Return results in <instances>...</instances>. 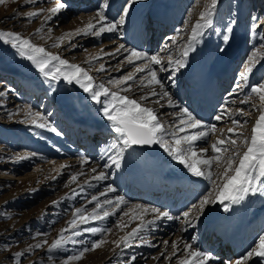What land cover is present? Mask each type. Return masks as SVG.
<instances>
[{
    "label": "rangeland",
    "instance_id": "rangeland-1",
    "mask_svg": "<svg viewBox=\"0 0 264 264\" xmlns=\"http://www.w3.org/2000/svg\"><path fill=\"white\" fill-rule=\"evenodd\" d=\"M165 1L173 6L176 18L174 25L172 27L167 25L168 30L164 29L161 33L160 29L153 30V27H150L149 20L154 17L157 5ZM58 2H64L67 7L51 19H46L49 15L47 9L54 7ZM102 3L103 0H36L35 3H27L26 0H3L0 3V31H13L25 38H30L34 44L44 47L46 51L58 54L70 63L87 69L93 77L94 84L104 83L112 88L107 84L109 79H119L135 70V66L128 64L125 60L127 52L122 50L121 53L115 54L114 50L116 46H119V41L130 50L180 58L181 50L190 35L191 26L199 18L200 12L210 4V0H138L127 17L126 23L117 32L103 33L99 37L75 34L76 29L82 28L90 17L95 16ZM109 3L111 7L106 10V15L111 20H118L124 0H109ZM40 9L45 11L38 16L27 17L28 12H38ZM254 16L260 19L253 21ZM226 26L233 27V33L227 45L222 41ZM37 29L41 31L37 32ZM203 31L204 35L199 38L196 50L187 58V66L175 74V79L170 75L171 68L161 72L158 70L159 66L153 67L178 106L187 107L197 119L206 122V125H215V133H210L208 138L199 140L193 145L198 153L202 147L207 148L209 151L202 155L208 157L215 155L211 152V145L217 138L226 139L232 136L234 139H240L227 132L228 128L234 127L233 120L239 121L242 125L241 128H237L238 132L243 131L245 135H250L251 128L260 114L258 111L260 101L250 93V88L264 82V60L256 65L246 84L240 80V73L257 50H259L258 57L264 56V48L261 47L264 44V0H219L212 27ZM152 32H154L153 36L157 35L155 40ZM65 33L71 35L65 38L60 47H52L57 38ZM165 44L169 45V50L162 52L161 49ZM221 48L224 49L223 52L220 51ZM106 53H114V55ZM92 57L98 58L92 59ZM135 63L143 64L144 61ZM101 64L104 65V70L97 71ZM191 65L202 70L204 75L209 74L208 77L217 86L214 92L216 97L211 103L212 107L210 106V110L204 116L199 114L201 105L197 97L202 94L204 86L201 82L194 80L196 77L193 76V71H190ZM0 68L11 70L13 72L11 77L15 76L11 80L0 76V91L5 93L0 97V264H17L14 257L16 252L24 253L19 258V264H61V261L76 254L81 248L90 247L93 241L100 239H106L107 243L94 251L85 253L80 261H74L72 264H177L186 253L183 247L173 255L172 242L176 236L172 231L163 230L169 229L171 223L177 229H181V232L186 233L185 237L183 236L185 243L206 253L214 254V238L211 239L212 242L206 241L207 246L199 245L201 230L199 228H201L202 219L206 217L203 224L211 221L212 216L209 213L213 206L220 207L225 213H232L234 210L239 213L246 209L248 215L260 209L263 210L261 217L259 214L254 215L256 221L261 218L260 227L250 222L245 234L247 240L241 246V253L237 255L239 258L256 247L259 237L264 235V196L256 194L247 196L239 204H230L228 211H225L224 205L219 202L207 205L195 228L187 227L182 218L171 221L166 218L156 220L138 233L137 237L130 242L131 246L117 247L113 241H118L121 236L141 224L142 220L147 221L153 218L149 213L141 219L140 210L136 209L135 205L141 204L160 209L163 207V210H166V202L171 200L175 209L169 212L173 217H180L182 212L213 190L215 175L213 180L202 177L206 181L202 190L183 196V200V188L180 190L182 192L179 191V195L171 189L172 191L166 195L167 200L163 196H156L155 194H160L156 190L160 184L158 179L162 178V175L160 173L158 177L152 174L151 178L147 172L151 169L150 167L163 168L162 165L166 164L176 169L182 166L183 172L189 176L192 174L159 145H151V148L155 149V154L152 156L143 148L132 146L124 154L121 168L116 169L112 166L105 169L103 165L106 162L110 163L105 156V150L112 143L118 142L111 123L103 115L105 97H101V102L97 103L92 100L90 93L84 92L75 83L69 84L62 78L59 81L45 78L31 61L19 56L16 49L2 41H0ZM228 70L230 71L229 81L224 83L222 76L226 75ZM136 76L137 80L129 82L133 88L127 95L139 99L140 95L147 93L150 89L144 88L141 91L138 87L139 78L147 77V71L136 73ZM20 79L37 84L42 89H46L47 94L43 89L38 99L33 98L32 93L27 94L21 89L18 82ZM237 84H241L242 88L237 89ZM152 87L159 90L158 86ZM247 95H252L249 103H240ZM157 99L159 98L150 96L143 103L154 108L166 125L178 124L173 114L177 113L179 108L168 107L166 100H161L157 104L155 103ZM161 104L164 106L161 107ZM28 109L47 116L61 135L46 128L35 127L30 121L25 122V113ZM239 109L248 115L241 114L237 111ZM221 112H224V115L218 121L215 117ZM66 116L71 117V120L66 119ZM74 121L78 124L83 121L93 122L92 125L100 123L103 127L101 130H104V134L96 138L98 141L94 144V152L90 159L86 157L84 151L69 148L68 137L70 139L72 128L74 130V127H77ZM192 131L194 130H186L185 133H177V135L191 134ZM158 150L161 154H158ZM32 153L36 155L32 156ZM220 155L223 158L226 154L220 153ZM21 156L29 158L18 159ZM155 158L157 159L154 160ZM153 161L156 162L152 163ZM92 168H96L97 173L106 171L109 173V178L100 181L92 179L96 175L91 171ZM131 171H142L141 177L145 176L146 172L147 175L144 178L146 182L154 186L155 190V192L152 191L151 199L140 187H134L129 174ZM211 171L215 173L216 167L213 166ZM80 172H83V175H79L76 182H70L71 176ZM164 172L168 174L167 171ZM109 186L116 191L107 192ZM94 195L98 197L100 203L105 199L115 201L117 196L124 197L126 203L121 204L119 208L104 205L103 210L113 213L104 219H89L84 224H80L77 220V230L82 233L75 237L78 243L69 242L63 248L49 252L50 245L60 237L61 230L68 228V222L74 218L73 213L76 208H85L87 213L92 211L96 203L91 202V197ZM53 201L58 203L54 205ZM225 204L229 202L226 201ZM118 223L126 226L122 229L118 228ZM223 225L221 222L218 228L215 229L214 226L213 231L218 232ZM90 227L111 231L96 234L85 231ZM185 228L187 230H184ZM63 234L71 236L70 231H65ZM145 240L147 243H143ZM37 243L42 246L36 248ZM229 249L231 250L230 246ZM133 255L136 257L135 261L130 260ZM217 255L219 256L216 264H228L232 258L227 251ZM258 259L264 260V258L253 256L247 263H253Z\"/></svg>",
    "mask_w": 264,
    "mask_h": 264
},
{
    "label": "snow or ice",
    "instance_id": "snow-or-ice-1",
    "mask_svg": "<svg viewBox=\"0 0 264 264\" xmlns=\"http://www.w3.org/2000/svg\"><path fill=\"white\" fill-rule=\"evenodd\" d=\"M3 0H0L2 3ZM27 3H35L36 0H26ZM138 0H124L121 6L118 20H111L106 15L111 5L109 0H103V3L99 5V11L95 16L89 18L87 23L82 28L75 30V34L94 35L96 37L101 36L103 33H114L122 28L126 23L127 17L130 15L133 7ZM219 0H210L202 12L199 14V18L190 28V35L187 37V43L183 46L180 58H174L171 55L162 57L159 53L150 55L147 52L137 51L135 49H127L125 45L120 44L115 52L120 53L122 50L127 52L128 55L125 60L128 64L134 65V72H129L127 75L120 77L119 79H109L107 81L109 88L104 83L94 84L93 77L89 74V71L84 67L70 63L67 59L62 58L58 54L46 51L42 46L34 44L30 38H25L21 34L13 31H0V41L5 44H9L13 49H16L19 56L31 61L39 72L47 79L51 81H59L61 78L67 81L69 84L75 83L84 90L91 94L92 100L97 103L101 102V97L106 98V103L103 108V115L111 123L112 130L118 137V142L112 143L105 150V156L107 161L103 167L105 169L114 166L116 169L121 168L122 161L124 159L125 152L134 145H159L170 156L176 159L180 164L184 165L188 171L194 177H205L206 179L213 180V175L216 179L213 180V190L208 192L199 202V204L191 205L188 210L181 213L180 217H173L168 211H162L157 207H147L141 204H137L134 207L141 210V219L143 216L151 213L153 214L152 220L144 221L138 224L137 227L132 228L131 231L121 236L118 241H113L117 247L123 245L129 247L130 242L137 237L145 227L155 223L156 220L166 218L168 220L183 219V223L187 227L195 228L196 223L199 221L200 216L207 205L219 202L224 205V210H229L230 204H239L249 195L260 194L264 196V82H260L255 86H251L250 93L255 95L259 101L260 106L258 108L259 116L255 120L253 127L251 128V134L245 135L243 131H237V128H241L239 121L233 120L234 127L227 129L228 133H232L234 136L240 139H234L232 136L225 138H217L211 145V152L215 155L205 157L202 154H206L209 150L207 148L197 150L193 148L195 142L206 139L210 133H215V125H205L200 119H197L195 115L187 108L178 106L173 100L172 96L165 89V85L161 79L158 78L157 70L153 66H159V71H168L172 69L170 75L175 79V74L180 69L187 66V58L191 52L196 50V44L199 43V38L204 35V29L211 28L213 25V16L216 12L217 4ZM67 5L64 2H58L54 7L47 9L49 15L46 19H51L52 16L61 12ZM44 9L28 12L27 17H35L44 12ZM253 21H257L259 17H252ZM187 24V21L185 22ZM41 29H37L40 32ZM233 33L232 26H226L225 33L222 36V41L227 45L231 39ZM254 34V33H253ZM71 35L65 33L63 36L58 37L56 42L52 44V47L58 48L66 37ZM175 42V38H173ZM264 48V44L261 45ZM169 45L165 44L161 49L162 52L168 51ZM224 51L223 48L220 49ZM259 50L250 57L248 63L244 66V70L240 73V80L248 81L250 74L253 73L254 68L260 61L264 60V56L258 57ZM107 55H114V53H106ZM98 57H92L97 59ZM136 61H144L143 64H136ZM90 63L91 61H87ZM104 65L101 64L97 71H103ZM147 71V77L139 78L138 87L141 91L144 88L150 90L140 95L139 99L131 98L127 95L133 88L130 81L137 80L136 73H142ZM152 86H158L159 90ZM237 89L242 88L241 84L236 85ZM117 89V90H113ZM124 93V94H121ZM5 93L0 91V97ZM252 95H247L240 101L242 104L249 103L252 99ZM150 96L158 97L155 103L159 104L161 100H166L168 107L179 108L177 113L173 116L178 120V124L166 125L159 117L154 108L146 106L145 101ZM235 103V101H233ZM164 105L161 104V107ZM255 107V105H253ZM243 115H248L242 109L237 110ZM224 112L215 117L216 120L223 118ZM26 120L38 128H46L51 132L61 135L55 126L48 120L47 116L41 115L40 112H33L28 109L25 113ZM207 129V130H202ZM186 130H194L191 134L177 135V133H185ZM228 145V147H225ZM186 146V147H185ZM220 153L226 155L222 158ZM35 156V153L31 154ZM28 156H21L18 159H27ZM215 166L217 171L213 173L212 167ZM67 167V166H62ZM91 171L96 173L92 177L94 180H107L109 173L106 171H99L97 173L96 168H92ZM79 175H83V172L73 174L70 182H76ZM217 181H219L217 183ZM66 187L68 185H65ZM75 191V190H73ZM107 192H115V188L109 186ZM105 195V193H101ZM229 204H225V202ZM91 202H96L95 207L90 213H87L85 208H76L73 213V219L68 222L67 229H62L60 237L56 239L49 247V252L59 250L67 243H78L75 237L80 236L82 233L78 229L77 220L80 224L87 223L89 219L101 220L109 215L113 214L109 211L103 210L104 205H112L114 208H119L121 204L126 203L124 197L117 196L115 201L105 199L102 203L99 202L97 196L91 197ZM58 201H53V204H57ZM195 210V214H193ZM127 216L128 213L126 212ZM126 225L117 224L118 228H123ZM184 230H187L185 228ZM70 231L71 236H65L63 233ZM85 231L96 234L98 232L103 233L105 231H111L110 229L99 228H87ZM45 243H47L45 241ZM107 243L106 239H100L93 241L90 247L81 248L76 254L69 256L66 260L61 261V264H72L74 261H80L85 253L94 251ZM147 243V241H143ZM167 244V241H165ZM42 245L37 243L36 248H40ZM179 246L176 242L172 243L173 255L176 254ZM184 252L186 255L184 258L178 261V264H208L214 257L210 253H206L195 248L193 245L185 243ZM24 255L23 252H16L14 257L19 264V258ZM264 258V235L259 237V240L251 251L242 255L234 262L229 261L228 264H247V262L253 257ZM51 259V257H49ZM136 257L133 255L130 260L135 261Z\"/></svg>",
    "mask_w": 264,
    "mask_h": 264
},
{
    "label": "bare ground",
    "instance_id": "bare-ground-1",
    "mask_svg": "<svg viewBox=\"0 0 264 264\" xmlns=\"http://www.w3.org/2000/svg\"><path fill=\"white\" fill-rule=\"evenodd\" d=\"M167 3L168 2H166V1L163 3H159L156 7V12H155L156 16L154 15L153 18L151 16L152 19L149 20L150 27H153V30H155V28L160 29L161 33H163L164 29L168 30L167 25H171V27H172L175 23L176 13H174V11H173V6L170 3H168V4ZM165 26H166V28H165ZM154 32H152V36H153ZM156 38H157V35H154L153 39L155 40ZM118 41H114V42H118ZM118 43H119V45L122 44L120 41ZM116 47H118V46H116ZM115 54H116V52H115ZM190 71H193V76L196 77V79H194V80L199 81L198 83L201 82L204 86L202 94H199L197 96V97H199L198 101H199V104L201 105L200 110H199V114L204 116L210 110V106L212 107L211 103L213 102L214 98L216 97V95H214L215 94L214 92H216L217 86H216V84H213L212 79L210 77H208L209 74H208V76H206V74L204 75L203 71L194 67V65L190 66ZM201 72H202V74H201ZM12 73L13 72L11 70H2L0 68V76H2L3 78L7 77V79H9V80L14 79L15 76L11 77ZM229 73H230V71L228 70L226 72V75H224L225 77L222 76V78H224V83H225V81H227L229 79V76H230ZM18 82H19V86L21 87V89L24 90V92L27 94L32 93V97L33 98L35 97V99L39 98L40 94L42 93V91L44 89V88L42 89L41 87H39L35 83H32L30 81H26L23 79L18 80ZM211 89H212V91L210 92ZM45 91H46V89H44V92ZM208 96H210V98H208ZM66 119L71 120V117L66 116ZM74 123L77 124V127L76 128L74 127V130L72 128V131L70 133V136H71L70 139L68 137L67 141L69 142V146H70L69 148H70V150H75V151L79 150L80 152L84 151L86 153V157L89 158L94 152V144H96V141H98L96 138H100L104 134V130H101L103 127H101L100 123H98V125H94V124L92 125L91 123H93V122H84L83 121V122L78 124V123H76V121H74ZM205 123L206 122H203V124H205ZM73 126L74 125H72V127ZM78 142H79V144H77ZM81 145H82V147H79ZM202 148H204V147H202ZM71 153H73V151ZM159 153H160V151L158 150V154ZM156 159L157 158H155L154 160H156ZM155 162L156 161H153L152 163H155ZM177 165H180V164H177ZM162 166H163V168L159 167L156 169H155V167H150L151 169H149L148 171L146 170V171L148 172L149 176L153 174L154 176L157 175L159 177V175L161 173L162 178H159V179H161V181L158 179L160 184L158 185L159 186L158 190H156V192H159L160 194H155V195L156 196L159 195L160 197L163 196V197H165V200H167L166 195L170 191H172L171 189H174V192L176 193V195H179L178 194L179 191L183 188V190H182L183 192L180 191V192H182V200H183V196H185V195L189 196V194L192 195V193H194L195 191H201L202 188L206 184L205 179H203L202 177H194L192 175H190V176L187 175L186 172H183V170L181 169L182 166L180 168L176 167V169H174L171 166H170L171 167L170 168L166 164H163ZM127 170L129 171L130 169H127ZM164 171H167L168 174L166 175V173ZM141 172L131 171V172H129V174L131 175V179L133 181V184L135 185L134 187H137V188L140 187L141 190L143 191V193L147 194L148 198L151 199L153 192H155L154 186L149 184L150 182L149 183L146 182L147 180L144 178L147 175L146 172H145V176H142V177H141V175H142ZM160 186H161V188H160ZM192 189H194V190H192ZM172 195H175V194H172ZM199 202L200 201H196L195 204L198 205ZM166 204H167V206H165L166 210H163V207H162V209H161L162 211H168L169 212V211L175 209V207L171 203V200H168V203L166 202ZM234 211L232 213H225V212L221 211L220 207L213 206L210 209V213H209L212 216V218H211L212 222L211 221L205 222L203 224L206 217L204 219H202L201 228H199V229H201L200 230V237H199L200 238L199 245L200 246L201 245L207 246L205 244L206 241L211 240L213 238L215 241V242L213 241V243H214L213 250L215 252H214V254H211L214 257V259L212 261H209L208 264H216V262L218 260V256H219L217 254H219V253L224 254L225 251H227V252H229V254H231L232 258L230 259V261L234 262L236 259L239 258L237 256L236 250L239 251L238 253H241V251H242L241 246H243V244L247 240V236H245V234L247 233V229H249L248 227L250 225V222L255 223L256 227H260L261 218L256 221L254 215L259 214V216H260V214L263 210L260 209L258 211H254L251 215H248L246 209L240 211L239 213H237V211H235V212ZM139 212L141 213V210ZM169 213L172 214L171 212H169ZM249 214H250V212H249ZM151 217H153V214H151ZM221 222H223V224H224L223 227H221L220 230H218V232H215L216 230L213 231V227L215 226V229L218 228L220 226ZM247 224H248V226H247ZM205 225H206V227H205ZM254 226L255 225H253V227ZM173 227H175V226H173V223H171L169 226V229L165 230V228H164L163 230L166 232L172 231V233L175 234L176 237H175L173 242H176L178 244L179 248L177 251H179L181 248L184 247V244H185V242H184L185 238L184 237H185L186 233L181 232V229L179 230L176 227H175L176 229ZM217 240H218V242H217ZM223 241H224V243H223ZM211 242H212V240H211ZM229 246H230L231 250L229 249ZM247 264H264V260L258 259L257 261H254L253 263H247Z\"/></svg>",
    "mask_w": 264,
    "mask_h": 264
},
{
    "label": "water",
    "instance_id": "water-1",
    "mask_svg": "<svg viewBox=\"0 0 264 264\" xmlns=\"http://www.w3.org/2000/svg\"><path fill=\"white\" fill-rule=\"evenodd\" d=\"M135 148H143L149 155L155 154V149L151 148V145H134Z\"/></svg>",
    "mask_w": 264,
    "mask_h": 264
}]
</instances>
